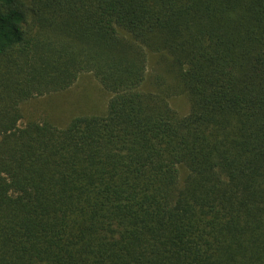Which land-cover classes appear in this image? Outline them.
<instances>
[{
    "label": "trees",
    "instance_id": "trees-1",
    "mask_svg": "<svg viewBox=\"0 0 264 264\" xmlns=\"http://www.w3.org/2000/svg\"><path fill=\"white\" fill-rule=\"evenodd\" d=\"M0 264H264V0H0Z\"/></svg>",
    "mask_w": 264,
    "mask_h": 264
},
{
    "label": "rangeland",
    "instance_id": "rangeland-1",
    "mask_svg": "<svg viewBox=\"0 0 264 264\" xmlns=\"http://www.w3.org/2000/svg\"><path fill=\"white\" fill-rule=\"evenodd\" d=\"M149 59L150 73L160 69L157 55L149 53ZM110 98V93L93 74L83 73L68 90L38 97L22 104L24 118L20 125L25 126L29 120L42 122L49 119L65 127L76 116L105 114ZM171 105L181 114H187L191 108V102L185 95L174 96Z\"/></svg>",
    "mask_w": 264,
    "mask_h": 264
}]
</instances>
